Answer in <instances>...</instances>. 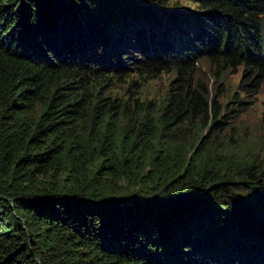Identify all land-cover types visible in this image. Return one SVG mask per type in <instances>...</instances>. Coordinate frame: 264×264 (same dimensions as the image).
I'll list each match as a JSON object with an SVG mask.
<instances>
[{
    "label": "trees",
    "instance_id": "16d2710c",
    "mask_svg": "<svg viewBox=\"0 0 264 264\" xmlns=\"http://www.w3.org/2000/svg\"><path fill=\"white\" fill-rule=\"evenodd\" d=\"M263 80L264 0H0V264H264Z\"/></svg>",
    "mask_w": 264,
    "mask_h": 264
},
{
    "label": "rangeland",
    "instance_id": "374dc122",
    "mask_svg": "<svg viewBox=\"0 0 264 264\" xmlns=\"http://www.w3.org/2000/svg\"><path fill=\"white\" fill-rule=\"evenodd\" d=\"M183 6L187 8H193L194 5L190 2L183 1ZM173 5V4H171ZM195 8V7H194ZM174 9H170L173 11ZM197 69H199V75L213 84V76H212V68L206 63V61L202 58L199 59L196 63ZM137 72H132L128 77H125L126 80H134L139 81L137 84L140 83V80L137 78ZM173 77V74L162 73L157 79L149 80L145 82L144 85L140 89L141 94L144 96L152 97L155 94H159L164 90L170 78ZM241 78V71L238 69L236 73H233L231 70H227L223 77H220V81L224 82L225 85L230 86L233 90L236 88L237 82ZM116 80V78H114ZM141 84V83H140ZM128 84L120 83L117 80L115 81L114 86L110 88V92L117 95H123L127 93ZM251 101L250 108L248 111L239 119L240 125L246 126V133L248 137L257 139L258 135H260L263 131L262 126V116H264V80L262 85L256 95L252 98L248 99Z\"/></svg>",
    "mask_w": 264,
    "mask_h": 264
}]
</instances>
